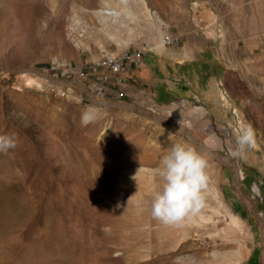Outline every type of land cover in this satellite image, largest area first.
I'll return each instance as SVG.
<instances>
[{
  "label": "rangeland",
  "instance_id": "obj_1",
  "mask_svg": "<svg viewBox=\"0 0 264 264\" xmlns=\"http://www.w3.org/2000/svg\"><path fill=\"white\" fill-rule=\"evenodd\" d=\"M135 51L152 65L219 64L212 109L115 97L96 64ZM248 128L254 145L233 157ZM0 137L15 144L0 148V220L51 264H220L218 219L247 248L240 264H264V0H0ZM176 144L206 158L210 185L193 220L168 226L151 192Z\"/></svg>",
  "mask_w": 264,
  "mask_h": 264
},
{
  "label": "clouds",
  "instance_id": "obj_2",
  "mask_svg": "<svg viewBox=\"0 0 264 264\" xmlns=\"http://www.w3.org/2000/svg\"><path fill=\"white\" fill-rule=\"evenodd\" d=\"M82 123L87 121L82 119ZM253 145V132L248 128L238 135L236 147L230 154L240 157ZM14 146L10 139L0 137V148L6 150ZM207 167L206 158L194 148L181 144L172 146L154 170L161 182L151 192L152 218L168 226H180L193 220L205 206L209 191Z\"/></svg>",
  "mask_w": 264,
  "mask_h": 264
},
{
  "label": "crops",
  "instance_id": "obj_3",
  "mask_svg": "<svg viewBox=\"0 0 264 264\" xmlns=\"http://www.w3.org/2000/svg\"><path fill=\"white\" fill-rule=\"evenodd\" d=\"M173 61L161 65L158 60L157 64L152 65V61L144 59L128 72L127 87L120 90L115 86L113 94L115 97L125 96L141 101L143 98L151 100L149 96H152L157 104H170L193 96L200 100V108L205 111L212 109L209 98L215 86L221 85L224 79L221 66L200 59ZM212 69L218 71L217 77L210 74L209 70Z\"/></svg>",
  "mask_w": 264,
  "mask_h": 264
},
{
  "label": "bare ground",
  "instance_id": "obj_4",
  "mask_svg": "<svg viewBox=\"0 0 264 264\" xmlns=\"http://www.w3.org/2000/svg\"><path fill=\"white\" fill-rule=\"evenodd\" d=\"M117 1L123 6L126 5L128 0ZM99 13L101 15H105L107 19H116L117 17H119L121 12L120 10L108 8V10H102ZM28 82L34 85H39V82L35 79L28 78ZM218 205L221 210L220 212L223 213L222 216L224 218H227L231 226L237 227L239 229L242 227L244 228V225L241 226L243 221L241 223V219L237 215L233 214L226 207V205L223 204V202L219 201ZM212 222L214 223L213 226H211L212 232L210 231L211 234H209V236L213 240V242L219 240L220 243L213 249L211 257L214 260L220 257V264H240L242 258L247 254V248L239 243L241 238L238 237L240 238L239 240L237 238V235L234 236L232 233V235H230V233H228L226 229H222V223L219 219ZM13 230L18 231L19 227L17 225L15 227H12L9 224L1 222L0 220V264H51L52 257L48 252H46L45 245L43 243L36 244V242L34 241L24 242L21 240L19 233H11V231ZM236 231H238V229H236ZM233 243H238L239 246L237 245L236 248L233 249ZM148 249H150V247Z\"/></svg>",
  "mask_w": 264,
  "mask_h": 264
},
{
  "label": "built area",
  "instance_id": "obj_5",
  "mask_svg": "<svg viewBox=\"0 0 264 264\" xmlns=\"http://www.w3.org/2000/svg\"><path fill=\"white\" fill-rule=\"evenodd\" d=\"M166 42L171 43L173 40L167 37ZM142 60L143 53L141 51L104 55L96 64L101 75L100 80L102 86L108 84L110 79H112L117 86L126 88L128 85V72H130L132 68L137 67ZM101 89L102 88H100V90ZM239 173L241 174V171Z\"/></svg>",
  "mask_w": 264,
  "mask_h": 264
}]
</instances>
